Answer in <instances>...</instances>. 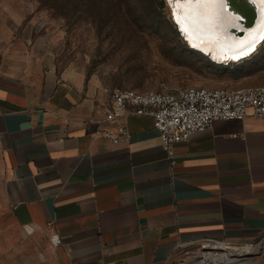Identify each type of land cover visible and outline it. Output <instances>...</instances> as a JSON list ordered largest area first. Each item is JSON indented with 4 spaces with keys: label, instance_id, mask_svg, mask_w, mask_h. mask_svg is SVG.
Instances as JSON below:
<instances>
[{
    "label": "crops",
    "instance_id": "obj_1",
    "mask_svg": "<svg viewBox=\"0 0 264 264\" xmlns=\"http://www.w3.org/2000/svg\"><path fill=\"white\" fill-rule=\"evenodd\" d=\"M59 45L35 0H0V264H176L264 236V118L216 119L171 158L151 116L106 118L113 89Z\"/></svg>",
    "mask_w": 264,
    "mask_h": 264
},
{
    "label": "rangeland",
    "instance_id": "obj_2",
    "mask_svg": "<svg viewBox=\"0 0 264 264\" xmlns=\"http://www.w3.org/2000/svg\"><path fill=\"white\" fill-rule=\"evenodd\" d=\"M35 1L62 56H81L87 73L112 89L264 85V42L247 58L216 62L190 47L173 21L169 0ZM203 247L198 243L189 253L182 250L176 264L207 251Z\"/></svg>",
    "mask_w": 264,
    "mask_h": 264
},
{
    "label": "built area",
    "instance_id": "obj_3",
    "mask_svg": "<svg viewBox=\"0 0 264 264\" xmlns=\"http://www.w3.org/2000/svg\"><path fill=\"white\" fill-rule=\"evenodd\" d=\"M126 114L151 116L159 131L163 149L173 158L176 142L189 139L193 133L209 127L216 119L242 120L248 115L264 118V85H186L169 90L115 87L106 118L115 120ZM104 133L115 142L126 140L130 135L129 128L123 124ZM1 137L0 133V143ZM59 243L58 234H53L52 245ZM238 245L252 246L253 252L248 262L236 264L264 262V236L258 241Z\"/></svg>",
    "mask_w": 264,
    "mask_h": 264
},
{
    "label": "bare ground",
    "instance_id": "obj_4",
    "mask_svg": "<svg viewBox=\"0 0 264 264\" xmlns=\"http://www.w3.org/2000/svg\"><path fill=\"white\" fill-rule=\"evenodd\" d=\"M246 4L253 5L257 9V19L253 25L246 26L241 17H244L239 7L232 6L227 0V7H221L217 3H186V0H172L173 21L186 35L190 46L205 54L216 62L229 63L239 61L254 54L264 42V2L253 3L247 0ZM179 5V6H178ZM175 8L176 15H173ZM177 18L180 23H177ZM244 28V33H238L239 29ZM255 44L254 50L244 57L232 59L239 56L240 51H246L248 47ZM197 45V47H193ZM227 243L222 241L205 242L203 251L200 255L195 253V257L185 264H236L248 262L253 247L248 245L233 248L218 245ZM232 244V243H228ZM238 245V244H234ZM221 249V251L219 250ZM194 255V253H193Z\"/></svg>",
    "mask_w": 264,
    "mask_h": 264
},
{
    "label": "water",
    "instance_id": "obj_5",
    "mask_svg": "<svg viewBox=\"0 0 264 264\" xmlns=\"http://www.w3.org/2000/svg\"><path fill=\"white\" fill-rule=\"evenodd\" d=\"M247 0H230L232 6L239 7L244 17H241V21L246 25H253L257 19V9L253 5L246 4ZM180 28V27H179ZM238 33L243 34L244 28L236 30Z\"/></svg>",
    "mask_w": 264,
    "mask_h": 264
},
{
    "label": "snow or ice",
    "instance_id": "obj_6",
    "mask_svg": "<svg viewBox=\"0 0 264 264\" xmlns=\"http://www.w3.org/2000/svg\"><path fill=\"white\" fill-rule=\"evenodd\" d=\"M193 2V0H186V3L191 4ZM259 2H264V0H259ZM169 3H172V0H169ZM195 3L197 4H201V3H217L219 4L221 7H227V0H195ZM253 3H257V0H253ZM179 6V5H178ZM173 15H176V11L175 8H173ZM177 23H180V19L177 18ZM185 28H181V31H185ZM193 47H197V45H193ZM255 48V44H253L252 46L248 47L246 51H240L239 52V56H233L232 59H238L240 57H244L246 55H248L249 53H251Z\"/></svg>",
    "mask_w": 264,
    "mask_h": 264
},
{
    "label": "trees",
    "instance_id": "obj_7",
    "mask_svg": "<svg viewBox=\"0 0 264 264\" xmlns=\"http://www.w3.org/2000/svg\"><path fill=\"white\" fill-rule=\"evenodd\" d=\"M175 23V22H174ZM176 24V23H175ZM178 30H179V28H178ZM183 36V35H182ZM184 37V36H183ZM185 39V38H184ZM186 40V39H185ZM187 41V40H186ZM191 47V46H190ZM192 48V47H191Z\"/></svg>",
    "mask_w": 264,
    "mask_h": 264
}]
</instances>
